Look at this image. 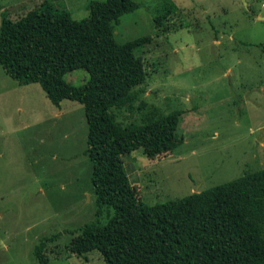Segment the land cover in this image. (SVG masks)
<instances>
[{"label": "rangeland", "instance_id": "374dc122", "mask_svg": "<svg viewBox=\"0 0 264 264\" xmlns=\"http://www.w3.org/2000/svg\"><path fill=\"white\" fill-rule=\"evenodd\" d=\"M45 0H0V22ZM80 21L90 0H46ZM114 26L135 48L143 79L110 113L121 127L180 112L176 129L123 157L139 198L153 205L264 169V0H133ZM258 16H261L258 18ZM64 81L82 86L84 69ZM84 106L55 107L37 83L0 67V264H103L68 252L98 217ZM101 223L111 215L102 211Z\"/></svg>", "mask_w": 264, "mask_h": 264}, {"label": "trees", "instance_id": "16d2710c", "mask_svg": "<svg viewBox=\"0 0 264 264\" xmlns=\"http://www.w3.org/2000/svg\"><path fill=\"white\" fill-rule=\"evenodd\" d=\"M137 8L133 0H90L88 15L76 21L45 0L0 22V67L20 84H39L57 108L64 100L84 106L99 211L68 252L97 250L103 264H264V169L153 205L129 181L123 157L174 131L181 114L123 128L110 113L135 99L143 79L134 51L148 38L118 43L114 36L120 18ZM77 69L89 74L79 87L63 79ZM103 209L111 212L105 223Z\"/></svg>", "mask_w": 264, "mask_h": 264}, {"label": "water", "instance_id": "95a60500", "mask_svg": "<svg viewBox=\"0 0 264 264\" xmlns=\"http://www.w3.org/2000/svg\"><path fill=\"white\" fill-rule=\"evenodd\" d=\"M244 4H246L245 0H241Z\"/></svg>", "mask_w": 264, "mask_h": 264}, {"label": "crops", "instance_id": "0c3cea01", "mask_svg": "<svg viewBox=\"0 0 264 264\" xmlns=\"http://www.w3.org/2000/svg\"><path fill=\"white\" fill-rule=\"evenodd\" d=\"M259 17H261V16H258V18H259ZM262 19H264V18L262 17ZM72 255H73V254H72Z\"/></svg>", "mask_w": 264, "mask_h": 264}, {"label": "built area", "instance_id": "2783aa9c", "mask_svg": "<svg viewBox=\"0 0 264 264\" xmlns=\"http://www.w3.org/2000/svg\"><path fill=\"white\" fill-rule=\"evenodd\" d=\"M264 6V5H263Z\"/></svg>", "mask_w": 264, "mask_h": 264}]
</instances>
